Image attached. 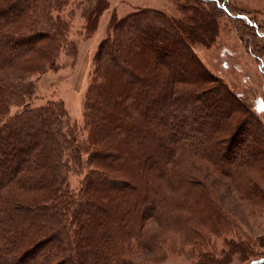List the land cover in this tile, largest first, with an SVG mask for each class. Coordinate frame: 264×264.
I'll use <instances>...</instances> for the list:
<instances>
[{
    "label": "trees",
    "instance_id": "16d2710c",
    "mask_svg": "<svg viewBox=\"0 0 264 264\" xmlns=\"http://www.w3.org/2000/svg\"><path fill=\"white\" fill-rule=\"evenodd\" d=\"M201 2L178 6L179 18L112 10L77 133L62 101L33 106L30 78L57 71L61 55L74 64L73 10L86 40L109 2L0 0V264H159L167 249L190 264H264V236L257 252L227 238L236 223L210 180L264 172V146L239 139L228 120L237 96L193 51L216 37L218 10ZM256 197L264 206V191Z\"/></svg>",
    "mask_w": 264,
    "mask_h": 264
},
{
    "label": "rangeland",
    "instance_id": "374dc122",
    "mask_svg": "<svg viewBox=\"0 0 264 264\" xmlns=\"http://www.w3.org/2000/svg\"><path fill=\"white\" fill-rule=\"evenodd\" d=\"M110 4L108 11L100 17L97 30L92 38L83 39L78 31L82 30L83 20L76 10H73L70 19L71 27L69 38L76 44L77 54L73 62L61 55L58 61L62 64L55 72H48L38 79L35 76L31 80L35 82L36 99L33 106H41L49 100H60L68 113L69 123L81 133L83 98L90 81L92 71V58L100 41L104 38L107 24L112 10L118 19L125 17L138 8H152L166 13L168 16L180 17L176 8L192 0H107ZM201 1V0H200ZM202 5L214 7L216 13V37L214 41L207 44L193 45V51L214 76L220 79L238 99V111L232 118L228 119L231 126L239 123V139L251 141V144L264 146L261 136H249L247 138L243 129L252 133L258 129L264 130V0H202ZM224 4L228 11L218 8ZM199 5V3H197ZM70 7L62 14L63 18ZM225 116L232 109L226 104ZM233 114L231 113V116ZM229 116V115H227ZM254 144V145H255ZM240 147H244L242 144ZM243 149H240L242 152ZM264 160V154H260ZM84 156L82 159L84 160ZM75 168H73L74 170ZM86 165L79 171L69 173L67 184L69 190L76 192L88 172ZM242 174L240 180L234 184L226 179L218 181L210 179L219 199L221 207L230 214L236 226V230L227 238H233L244 247L261 251L255 247L256 237L264 236V206L257 205L254 201L256 195L262 194L264 185V172H252L239 170ZM248 179H252L254 189ZM228 181V182H227ZM261 190V192L259 191ZM218 194V195H217ZM149 225V223H148ZM176 241V239H174ZM217 247L218 242L217 240ZM253 245V246H252ZM252 246V247H251ZM219 249V248H218ZM163 255V261L159 264H190L182 254L171 249ZM145 259V257H139ZM237 260V261H236ZM149 261V260H146ZM240 260L235 256L234 262Z\"/></svg>",
    "mask_w": 264,
    "mask_h": 264
}]
</instances>
